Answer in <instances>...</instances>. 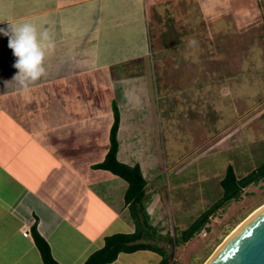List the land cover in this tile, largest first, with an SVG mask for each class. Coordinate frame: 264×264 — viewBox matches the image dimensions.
<instances>
[{
	"label": "crops",
	"instance_id": "1",
	"mask_svg": "<svg viewBox=\"0 0 264 264\" xmlns=\"http://www.w3.org/2000/svg\"><path fill=\"white\" fill-rule=\"evenodd\" d=\"M162 6L182 14L190 0H0V28H8L5 20L30 21L54 44L46 76L22 88L12 81L17 58L0 33V264H43L34 223L58 264H83L105 237L135 230L126 182L95 166L109 149L116 111V159L143 174L159 66L147 14L157 19ZM160 260L137 250L109 264Z\"/></svg>",
	"mask_w": 264,
	"mask_h": 264
},
{
	"label": "rangeland",
	"instance_id": "2",
	"mask_svg": "<svg viewBox=\"0 0 264 264\" xmlns=\"http://www.w3.org/2000/svg\"><path fill=\"white\" fill-rule=\"evenodd\" d=\"M174 10L147 14L159 66L152 71L153 149L140 151L146 243L168 249V264H204L264 204L261 180L187 242L172 244L221 198L227 166L240 179L264 165V0H190L184 13Z\"/></svg>",
	"mask_w": 264,
	"mask_h": 264
},
{
	"label": "trees",
	"instance_id": "3",
	"mask_svg": "<svg viewBox=\"0 0 264 264\" xmlns=\"http://www.w3.org/2000/svg\"><path fill=\"white\" fill-rule=\"evenodd\" d=\"M117 126L118 114L115 111L114 121L109 135V149L104 160L95 167L107 170L126 182L127 188L124 193V202L127 205L135 230L130 234H114L105 237L104 245L100 249L93 252L83 264H109L116 259L119 253H131L137 250L155 252L161 256V260L158 264H168V260L171 257V255L166 251L168 249L146 243V240L152 239V236L148 232L146 213L143 204L146 182L137 164L134 166H127L117 161ZM261 180H264V165H261L255 171L240 179L236 178L231 166H227L224 177L220 181V187L222 189L221 198L208 210L200 214L187 229L182 230L178 240L176 241L174 238L172 240V244L176 246V243L183 244L187 242L204 228V226L208 223V217L212 216L217 209L230 203L231 201L239 200L242 190L245 187L252 184L256 185ZM30 234L34 245L40 254L42 263L58 264L51 257L47 243L38 234L35 223L30 228Z\"/></svg>",
	"mask_w": 264,
	"mask_h": 264
},
{
	"label": "clouds",
	"instance_id": "4",
	"mask_svg": "<svg viewBox=\"0 0 264 264\" xmlns=\"http://www.w3.org/2000/svg\"><path fill=\"white\" fill-rule=\"evenodd\" d=\"M5 21L8 22V28H0V33L8 37V46L17 58L13 67L18 69V73L12 81L27 88L30 83L46 76L45 60L54 44L46 29L42 30L30 21ZM8 83L5 82L6 86Z\"/></svg>",
	"mask_w": 264,
	"mask_h": 264
},
{
	"label": "water",
	"instance_id": "5",
	"mask_svg": "<svg viewBox=\"0 0 264 264\" xmlns=\"http://www.w3.org/2000/svg\"><path fill=\"white\" fill-rule=\"evenodd\" d=\"M207 264H264V209L241 225Z\"/></svg>",
	"mask_w": 264,
	"mask_h": 264
},
{
	"label": "bare ground",
	"instance_id": "6",
	"mask_svg": "<svg viewBox=\"0 0 264 264\" xmlns=\"http://www.w3.org/2000/svg\"><path fill=\"white\" fill-rule=\"evenodd\" d=\"M261 209H264V204L259 205L255 209H253L241 222H239L236 227L230 231L229 234L226 235L222 243L215 249V251L210 255V257L204 262V264H207L209 259L213 256V254L223 245V243L241 226L243 225L248 219H250L254 214H256Z\"/></svg>",
	"mask_w": 264,
	"mask_h": 264
},
{
	"label": "built area",
	"instance_id": "7",
	"mask_svg": "<svg viewBox=\"0 0 264 264\" xmlns=\"http://www.w3.org/2000/svg\"><path fill=\"white\" fill-rule=\"evenodd\" d=\"M22 235H23L24 237H26V236L28 235V232L24 231V232L22 233Z\"/></svg>",
	"mask_w": 264,
	"mask_h": 264
}]
</instances>
